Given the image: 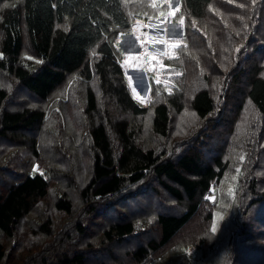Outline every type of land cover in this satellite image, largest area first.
Masks as SVG:
<instances>
[{
	"label": "trees",
	"instance_id": "16d2710c",
	"mask_svg": "<svg viewBox=\"0 0 264 264\" xmlns=\"http://www.w3.org/2000/svg\"><path fill=\"white\" fill-rule=\"evenodd\" d=\"M159 10L152 0H0V176L12 181L0 182V264H119L117 253L120 264H258L264 122L239 116L231 159L210 155L206 138L230 105L264 117V0H179L182 55L167 62L179 74L170 85L149 78L143 104L114 39ZM189 115L201 124L191 132ZM85 122L88 151L60 164L59 135L79 139ZM147 195L152 213L111 220L117 204Z\"/></svg>",
	"mask_w": 264,
	"mask_h": 264
},
{
	"label": "rangeland",
	"instance_id": "374dc122",
	"mask_svg": "<svg viewBox=\"0 0 264 264\" xmlns=\"http://www.w3.org/2000/svg\"><path fill=\"white\" fill-rule=\"evenodd\" d=\"M178 1L179 0H152V5L155 7L160 8L159 11L162 9H167V12L161 13L159 16H153V15H143L141 17V20L134 21V24L131 27V31L129 33H118L117 36H115L114 39V45L119 50L118 56L120 58V62L122 66L124 67L125 74L127 76L129 85L131 87L132 93L134 94L135 98L140 101L141 103L145 104L146 100L148 98L149 94V78H154L159 82H163L164 84L170 85L169 83H173L175 81V77L179 74V70L171 69V65H167L168 60L173 61L176 59L181 58L182 51L181 45H182V28L181 24L175 22L173 20V17L176 13L177 7H178ZM140 21L144 24L143 28H137L136 22ZM153 23V26H152ZM212 32H219L214 28H209ZM153 37L154 40L152 42H149L148 38ZM213 37L216 38L217 44H224L226 41L228 42L229 35L222 39L221 37H216L213 35ZM141 41L144 43L141 44ZM160 41H166V43H161ZM196 41V40H194ZM170 45H176L175 47H170ZM197 45V44H196ZM224 49H221L220 53H223ZM231 51H233L231 49ZM180 53V54H179ZM189 51L187 52V54ZM185 54V56L187 55ZM261 53H259L260 56ZM28 55V54H27ZM230 55V49L229 53L225 54V57H229ZM155 56L156 60L153 61L152 57ZM129 57H134V59H129ZM261 63L264 62V60L260 61ZM171 63V62H170ZM163 65L164 67H160V65ZM173 65V64H172ZM217 77H214V80H216ZM195 87L189 89L192 91ZM61 111V114L59 116H63V108H59ZM220 113V114H219ZM216 115V118H218L217 123H215V129L209 132V137L206 138L208 149L210 151V155L212 153L215 156H221L222 154L228 155L229 158L233 155L228 154L227 152L230 150V148H234V144L232 143L231 137L233 135V130L235 125L237 126V120L239 119V116L242 114H247L249 116H253L254 120L257 118H260L261 123L264 122V117L261 118L258 116V112L255 111L250 105H242L241 110H237L236 107H233L230 105L229 111H221ZM229 113V114H228ZM228 114V115H227ZM187 125H192L193 129L190 128V132L193 130H197L198 125H201L200 121H195L194 117L192 115H189L186 118ZM67 125L66 130L70 131H76L77 126L74 123H68L64 124ZM149 125V123H146L142 125L143 129L146 128V126ZM262 125V124H261ZM69 126V127H68ZM239 129L240 126H239ZM84 130V129H82ZM89 127L86 125L85 122V131H80L79 139H74L72 134L68 142L65 141V137H67V134L65 135H59L63 143L67 144L62 151L65 149H68L67 154L60 155L58 159H60V164H65L66 161L74 160L76 162H80L81 156L73 154V151L75 153H78L80 150L85 149L88 151L89 145H90V139H89ZM189 131V130H188ZM249 132V131H247ZM262 133L259 134L260 136L264 135V130L261 131ZM196 133V132H195ZM195 135V134H193ZM250 136V135H249ZM77 145V147L74 149V145ZM74 149V150H73ZM232 151V150H231ZM264 151H262L263 153ZM46 154L49 152L46 150ZM60 153V152H58ZM57 153V154H58ZM63 153V152H62ZM24 155V154H22ZM260 155L256 153V157L259 159ZM256 161V160H255ZM254 161V162H255ZM34 166L30 167L35 172H40V166L39 164H33ZM72 168H75V164H72ZM2 180L7 181L9 184L12 183L11 180H7L6 176H0V182ZM226 187H222L221 189H224ZM134 192V191H133ZM150 196H137V202L134 200H128V203L126 205H118L114 208L113 211H109L108 215L110 216L111 220L119 218V214L124 215L128 218H135V217H141L142 215L146 216L153 212V206L150 204L151 202H154L155 200L153 198H149ZM216 196L211 195L210 199L213 201L215 200ZM219 200V203L223 204V202L226 201V195L224 193H220L219 197H217ZM116 203V202H115ZM150 204V205H148ZM181 207V206H180ZM261 210L264 211V209L261 208ZM159 211V209H158ZM235 212H237V218L235 221H237L239 230L235 234L236 239H238L240 235L242 220L240 219V213L235 209ZM222 209L220 211L217 210V213L215 214V226L217 227L221 218ZM109 218V221H110ZM201 220H197L195 222V227L197 224L200 223ZM98 223H102L103 225L107 224V220L104 218H100ZM263 229V228H260ZM258 231V228H255V232ZM191 235V231H190ZM258 236L264 237V235L260 232L257 234ZM249 238V235L245 237L244 239ZM231 239H227L225 236L223 239V242L226 244L227 241L230 242ZM131 242V241H128ZM244 243V242H243ZM132 245V242L130 244L122 243L121 245L115 246L114 248L119 252V250L130 248ZM246 246L247 244L244 243ZM217 249L215 252H219L221 249L224 248V244H221V240H218L215 245ZM247 247V246H246ZM263 251V254L261 257L258 258L257 263L262 264L264 261V248L260 249ZM119 255V264L121 262H125L127 259L123 256L122 253H117ZM213 257V261H217L215 256ZM249 258L245 257L242 261L243 264H247ZM255 261H253L251 264H254Z\"/></svg>",
	"mask_w": 264,
	"mask_h": 264
},
{
	"label": "snow or ice",
	"instance_id": "6c2138e0",
	"mask_svg": "<svg viewBox=\"0 0 264 264\" xmlns=\"http://www.w3.org/2000/svg\"><path fill=\"white\" fill-rule=\"evenodd\" d=\"M148 40H149V42H152V41L154 40V38H153V37H149ZM160 42H161V43H166V41H160ZM143 43H144V42L141 41V44H143ZM175 46H176V45H170V47H175ZM129 59H134V57H129ZM152 59H153V61H155V60H156V57L153 56ZM160 67L162 68V67H164V66L161 64ZM158 82H159V81H158ZM213 231H214V232L216 231V226H215V225H213Z\"/></svg>",
	"mask_w": 264,
	"mask_h": 264
},
{
	"label": "built area",
	"instance_id": "2783aa9c",
	"mask_svg": "<svg viewBox=\"0 0 264 264\" xmlns=\"http://www.w3.org/2000/svg\"><path fill=\"white\" fill-rule=\"evenodd\" d=\"M136 24H137V28H143L144 27V24L140 21H137Z\"/></svg>",
	"mask_w": 264,
	"mask_h": 264
},
{
	"label": "crops",
	"instance_id": "0c3cea01",
	"mask_svg": "<svg viewBox=\"0 0 264 264\" xmlns=\"http://www.w3.org/2000/svg\"><path fill=\"white\" fill-rule=\"evenodd\" d=\"M152 26H153V23H152Z\"/></svg>",
	"mask_w": 264,
	"mask_h": 264
},
{
	"label": "clouds",
	"instance_id": "9594fccd",
	"mask_svg": "<svg viewBox=\"0 0 264 264\" xmlns=\"http://www.w3.org/2000/svg\"><path fill=\"white\" fill-rule=\"evenodd\" d=\"M139 20V19H138Z\"/></svg>",
	"mask_w": 264,
	"mask_h": 264
}]
</instances>
